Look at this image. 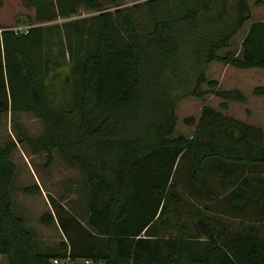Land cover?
Here are the masks:
<instances>
[{
    "label": "trees",
    "instance_id": "obj_1",
    "mask_svg": "<svg viewBox=\"0 0 264 264\" xmlns=\"http://www.w3.org/2000/svg\"><path fill=\"white\" fill-rule=\"evenodd\" d=\"M67 1L69 12H97L66 22L68 41L56 52L42 26L0 29V122L9 112H30L44 124L31 136L17 122L16 140L0 145V255L7 264H54V258L79 264L85 258L93 264H264V239L255 226L229 234L224 223L211 220L202 234L196 225L194 232L173 226L168 215L170 201L180 200L173 190L179 171L195 186L204 185L209 173L218 176L222 187H232L227 200L234 206L264 200V176H239L236 169L264 166L263 126L204 104L197 118H184L194 124L190 135L176 131L177 101L184 96L214 93L223 98L221 108L229 99L246 100L237 88H218L205 69L213 60L264 69V19L249 21L247 0ZM248 21L239 48H230ZM58 76L68 88H60L69 95L65 105L53 102ZM24 142L46 152V166L56 150L83 171L85 218L53 196L52 209L39 217L64 237L55 250L37 248L13 209L11 153Z\"/></svg>",
    "mask_w": 264,
    "mask_h": 264
},
{
    "label": "rangeland",
    "instance_id": "obj_2",
    "mask_svg": "<svg viewBox=\"0 0 264 264\" xmlns=\"http://www.w3.org/2000/svg\"><path fill=\"white\" fill-rule=\"evenodd\" d=\"M136 1L140 0H125V3L131 4ZM247 1L251 10L249 21L264 19V0ZM69 7L70 2L67 0H37L35 5H27L24 0H0V29L8 28L19 31L33 26H42L48 44L52 51L56 52L57 45L61 46L68 41V33L64 32L66 22L97 12L80 9L72 13L69 12ZM249 21L232 36L230 48H239ZM205 73L208 78L218 81V88H237L245 94L246 100L229 99L226 100L227 107L221 108L220 102L223 98L214 93H208L204 97L184 96L177 101L176 106L177 132L185 135L191 134L194 124H187L184 118L189 115L197 118L204 104L221 109L224 113L247 123L264 127L263 68H238L219 60H213L207 64ZM52 84L55 92L52 93L53 102L64 104L69 95L60 90L61 87L68 89L63 77H56ZM258 87H263L262 93L254 91ZM202 88H209V86L203 83ZM17 122L31 136L39 135L44 128L43 121L33 113L12 114L9 112L2 117L0 122V145L16 140ZM53 153L54 159L49 166L45 165L46 152L33 150L25 142L17 143L11 153L15 164V173L11 183L13 209L23 217L25 225L33 233L36 247L41 250H55L64 240L57 225L48 226L39 219L41 213L52 209L49 203L50 196L82 218H85L87 210L88 194L81 167L63 157L58 151L54 150ZM236 169L239 176H264V166L238 165ZM188 179L189 175L182 177L180 171L174 177L173 190L180 200L176 203L170 201L168 206V215L173 226L185 225L194 232L196 225V227H201L198 231L203 234V224L206 221L219 220L228 227L229 234L245 232L251 226H255L258 229V236L264 239L263 199L250 201L243 207L234 206L227 200L228 191L232 187L230 185L226 188L222 187L219 177L213 173L208 174L204 185H192ZM34 184L39 186L38 190H25L26 186ZM208 189L214 190L216 194H210ZM0 264H7V259L3 255H0Z\"/></svg>",
    "mask_w": 264,
    "mask_h": 264
},
{
    "label": "built area",
    "instance_id": "obj_3",
    "mask_svg": "<svg viewBox=\"0 0 264 264\" xmlns=\"http://www.w3.org/2000/svg\"><path fill=\"white\" fill-rule=\"evenodd\" d=\"M19 31H22V30H19ZM53 262L58 263V264H72V263H74L73 261L69 262L68 259L63 261V260H59L57 258H54ZM80 264H93V262H92V260L85 258L82 260V262Z\"/></svg>",
    "mask_w": 264,
    "mask_h": 264
},
{
    "label": "crops",
    "instance_id": "obj_4",
    "mask_svg": "<svg viewBox=\"0 0 264 264\" xmlns=\"http://www.w3.org/2000/svg\"><path fill=\"white\" fill-rule=\"evenodd\" d=\"M97 264H101V263H97Z\"/></svg>",
    "mask_w": 264,
    "mask_h": 264
}]
</instances>
